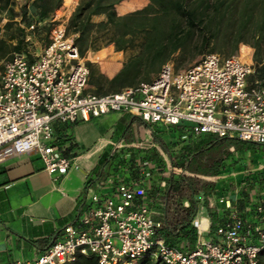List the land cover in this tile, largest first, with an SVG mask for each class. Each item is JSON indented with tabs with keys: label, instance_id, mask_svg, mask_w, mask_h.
<instances>
[{
	"label": "built area",
	"instance_id": "1",
	"mask_svg": "<svg viewBox=\"0 0 264 264\" xmlns=\"http://www.w3.org/2000/svg\"><path fill=\"white\" fill-rule=\"evenodd\" d=\"M66 11L61 6L51 15L48 43L36 59L13 53L4 63L0 162L34 151L46 171L65 175L72 159L62 156L54 144L52 123L88 121L111 111L129 112L150 124L180 125L182 143L214 135L264 146V76L255 75L250 57L207 53L177 71L166 63L149 82L96 95L85 91L89 68L74 42L71 15ZM34 29L31 24L26 30ZM30 39L28 34L26 41ZM134 168L136 178L109 179L110 192L92 195L79 226L65 227L61 238L38 257L11 264H70L79 255H92L95 264H136L145 257L160 264H258L264 249V205L258 206L256 224H246L233 212L216 227L213 240L204 237L208 225L193 219L197 232L193 248L168 244L160 232L163 222L153 217V208L144 201L151 185L152 162L140 160ZM169 170L174 168L169 165ZM160 187H166V179Z\"/></svg>",
	"mask_w": 264,
	"mask_h": 264
},
{
	"label": "crops",
	"instance_id": "2",
	"mask_svg": "<svg viewBox=\"0 0 264 264\" xmlns=\"http://www.w3.org/2000/svg\"><path fill=\"white\" fill-rule=\"evenodd\" d=\"M146 5L147 0H125L116 10L122 15ZM73 10L74 7L70 14ZM9 13L7 7L2 11V18L7 21ZM20 26L23 28L24 24ZM26 29L28 47L38 41V36L34 30ZM28 34L31 39L26 41ZM10 42L14 44L16 40ZM23 53L29 60L37 57L33 58L28 50ZM124 56L109 45L84 59L91 63L95 78L105 89L106 80L112 79L122 68ZM85 91L94 94V85L89 82ZM112 93L117 92L101 95ZM182 128L146 123L132 113L116 111L72 124L54 121L53 142L62 156L72 159V166L65 175L46 171L34 151L0 162V264L38 257L61 238L65 227L79 226L80 215L93 194L110 192L109 179L122 176L128 179L127 175L136 178L138 170L134 167L140 160H148L154 167L144 201L153 208L156 220L164 223L166 218H172L177 205L181 209L194 206L192 220L199 219L204 226L208 225L209 231L204 232V237L213 240L217 238L216 227L228 221L233 212L246 224L258 223L257 209L264 205V165L245 172H225L228 168L225 159L235 148L255 143L232 137L220 139L214 135L194 137L182 143ZM227 149L231 153L226 152ZM169 165L173 171L169 170ZM163 179H166L165 188L160 187ZM180 179L193 183L195 191L191 192L186 181H182L187 195L184 193L179 198L170 193L173 198L168 201L167 191ZM209 185H213L211 190ZM228 203L230 208L226 207ZM177 211L180 214V209ZM179 236L175 244L187 248V239L182 233Z\"/></svg>",
	"mask_w": 264,
	"mask_h": 264
},
{
	"label": "trees",
	"instance_id": "3",
	"mask_svg": "<svg viewBox=\"0 0 264 264\" xmlns=\"http://www.w3.org/2000/svg\"><path fill=\"white\" fill-rule=\"evenodd\" d=\"M122 1L125 0H79L69 20V29L75 34L74 42L81 56L108 45L125 55L122 68L112 79L106 80L105 89L95 78L91 63L86 62L88 83L94 85V94L119 92L139 82H149L170 61H176L180 67L198 62L207 53H218L223 57L236 54L241 44L253 49L255 75L264 76V0H147L143 8L120 15L116 7ZM62 2L35 0L30 16L25 7L22 8L20 22L24 27L19 29L16 37L9 39H15L14 44L8 42L0 47V57L6 52L26 53L23 48L26 46L25 28L31 24L35 25L37 36L45 32L47 45L51 15ZM8 3L9 0H0V22ZM11 10L8 8L9 12ZM12 24L13 19H8L6 30ZM248 51V48H242L245 60L249 58ZM182 181H186L191 192L195 191L193 183L180 179L167 191L168 201L173 198L171 195L182 198L185 191ZM212 188L213 185H209V190ZM194 214V206L174 207L172 218L165 219L160 231L168 244L178 243L181 233L188 241L187 248L195 243L197 232L191 225ZM70 264H95V258L79 255ZM136 264L160 263L145 257ZM258 264H264V249L259 253Z\"/></svg>",
	"mask_w": 264,
	"mask_h": 264
},
{
	"label": "rangeland",
	"instance_id": "4",
	"mask_svg": "<svg viewBox=\"0 0 264 264\" xmlns=\"http://www.w3.org/2000/svg\"><path fill=\"white\" fill-rule=\"evenodd\" d=\"M76 0H63L62 7L67 9V13H70L71 9L76 7L79 0H77V3H73ZM35 0H9L8 8L12 9L10 13L6 16L8 19H13L12 27L9 30H6L5 23L8 21H1L0 25V47H4L6 43H11L9 39L11 37H16L19 33V29H22L20 24V11L22 8L25 7L27 13L33 14V4ZM74 11V10H73ZM72 11V13H73ZM72 13L70 15H72ZM28 15V14H27ZM98 20V19H97ZM47 42V36L45 35V32H42L40 35H38V41H36L35 44H29V46L23 45V48L27 51H29L30 55H32L33 58L38 56L41 51L43 50L44 46ZM109 46V45H108ZM106 46V47H108ZM248 48V55L251 57L252 60V53L253 49L248 45L241 44L238 49V53L242 55V48ZM105 48V47H103ZM101 48V49H103ZM99 49V50H101ZM97 50V51H99ZM97 51L89 50L85 53L83 57H87L89 54H94ZM37 54V55H36ZM11 56L9 52L2 53V58H0V73L2 71V68L4 63L7 61V59ZM125 57V56H124ZM88 61V59H86ZM170 63L175 70H182L186 69L190 65H183L178 67L176 61H170ZM87 88V87H86ZM252 144V143H251ZM237 149V150H236ZM234 152H230L228 149L226 152H229V154L225 159V164L228 166L227 170L225 172L229 171H236V172H245L249 171L251 169H254L259 164L264 165V148H260L256 146L255 144L248 145V144H241L237 148L233 150ZM175 175V174H174ZM184 177H187L184 175ZM199 179V178H198ZM262 181V180H261ZM103 193V191H102ZM184 193L187 195L186 191Z\"/></svg>",
	"mask_w": 264,
	"mask_h": 264
}]
</instances>
